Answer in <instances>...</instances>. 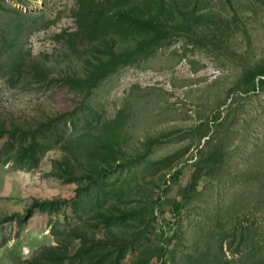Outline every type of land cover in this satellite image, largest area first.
Returning a JSON list of instances; mask_svg holds the SVG:
<instances>
[{
	"label": "rangeland",
	"instance_id": "rangeland-1",
	"mask_svg": "<svg viewBox=\"0 0 264 264\" xmlns=\"http://www.w3.org/2000/svg\"><path fill=\"white\" fill-rule=\"evenodd\" d=\"M74 4L0 0L1 105L12 111L65 107L66 98L55 90L22 82L10 86L1 61L25 52L51 70L80 69L82 62L57 39L62 30L74 28ZM194 4L190 0V7ZM198 10L212 19L204 23L226 27L219 29L221 40L185 32L128 59L100 81L75 123L93 125L90 132L99 135L112 121L123 120L124 153L105 181V198L115 200L120 192L126 206L160 198L150 236L155 241L161 231L177 235L169 247L173 259L163 262L206 264L218 258L221 264H257L264 260V89L248 94L229 89L244 67L264 62V0H200ZM219 111L220 119L213 120ZM209 129L207 142L201 133ZM67 156L72 157L56 146L34 168L0 167V264H30L43 246L56 245L53 231L88 220L89 208L76 205L78 183L55 176L56 161ZM185 187L192 202L175 217L174 202ZM100 192L89 187L83 201L94 204ZM60 197L71 200L35 209L26 222L12 218L24 214L33 199Z\"/></svg>",
	"mask_w": 264,
	"mask_h": 264
},
{
	"label": "trees",
	"instance_id": "trees-1",
	"mask_svg": "<svg viewBox=\"0 0 264 264\" xmlns=\"http://www.w3.org/2000/svg\"><path fill=\"white\" fill-rule=\"evenodd\" d=\"M193 1L195 4L190 7V0H75L70 11L74 28L62 30L57 39L69 55L82 62L80 69L51 70L43 61L29 60L25 52L15 57L8 55L1 61V70L10 86L23 83L55 90L67 103L57 111L46 108L12 111L0 104V167L11 164L16 168H34L52 148L65 149L72 157L56 161L58 173L55 176L78 183L76 205L90 210L88 220L83 219L63 232L53 231L56 245L43 246L29 260L30 264H125L130 253L132 257L127 264H167L164 258L173 259L174 253L169 247L176 233L170 237L168 231H161L159 240L155 241L150 236L158 219L156 206L160 198H153L149 204L127 206L120 192L115 200L110 196L105 198V181L121 165L124 153L123 120L112 121L99 135L90 132L93 125L78 127L75 122L89 107L91 93L100 81L128 59H136L140 53H147L185 32L197 34L203 40H221L219 29L226 27L204 23L210 15L198 13L200 0ZM6 44L5 37L3 46ZM261 89H264V62H257L243 68L229 93L248 94ZM220 115L219 111L213 120H219ZM211 122L206 123L211 126ZM210 133V129L202 132L201 139L209 137L207 142H210ZM156 139L163 137L153 140ZM210 158L215 160L217 153H210ZM93 185L104 194L87 206L83 197L86 189ZM180 195L181 198L174 202L175 217L192 202L189 187L180 189ZM70 200L63 197L33 199L24 214L16 213L12 218L26 222L35 209L44 210L46 206ZM3 219L8 220V217L2 216ZM211 264L221 263L215 258ZM257 264H264V260H258Z\"/></svg>",
	"mask_w": 264,
	"mask_h": 264
}]
</instances>
